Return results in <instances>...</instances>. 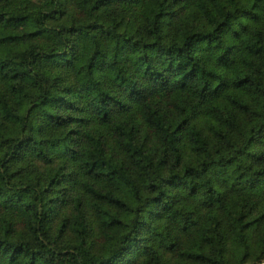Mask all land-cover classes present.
I'll use <instances>...</instances> for the list:
<instances>
[{
    "label": "trees",
    "instance_id": "16d2710c",
    "mask_svg": "<svg viewBox=\"0 0 264 264\" xmlns=\"http://www.w3.org/2000/svg\"><path fill=\"white\" fill-rule=\"evenodd\" d=\"M264 263V0H0V264Z\"/></svg>",
    "mask_w": 264,
    "mask_h": 264
},
{
    "label": "water",
    "instance_id": "95a60500",
    "mask_svg": "<svg viewBox=\"0 0 264 264\" xmlns=\"http://www.w3.org/2000/svg\"><path fill=\"white\" fill-rule=\"evenodd\" d=\"M261 264H264V263H261Z\"/></svg>",
    "mask_w": 264,
    "mask_h": 264
}]
</instances>
